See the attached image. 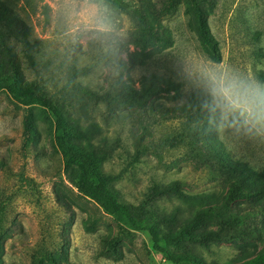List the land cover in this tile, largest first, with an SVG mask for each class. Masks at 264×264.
Wrapping results in <instances>:
<instances>
[{
  "label": "rangeland",
  "instance_id": "rangeland-1",
  "mask_svg": "<svg viewBox=\"0 0 264 264\" xmlns=\"http://www.w3.org/2000/svg\"><path fill=\"white\" fill-rule=\"evenodd\" d=\"M153 3L0 0L13 35L0 40L10 51L0 56L18 65L7 77L51 98L66 141L91 155L118 202L148 206L153 185L175 187L155 202L182 217L161 234L169 253L264 264V200L253 202L257 181L246 177L264 172V0H204L213 51L186 0L161 17ZM137 23L159 41L136 46ZM125 88L137 97L119 98ZM52 133L47 110L19 107L0 91V264H170L145 233L79 193L78 171L63 169ZM230 209L250 216L251 236L208 249L190 238L196 217L214 228Z\"/></svg>",
  "mask_w": 264,
  "mask_h": 264
},
{
  "label": "trees",
  "instance_id": "trees-1",
  "mask_svg": "<svg viewBox=\"0 0 264 264\" xmlns=\"http://www.w3.org/2000/svg\"><path fill=\"white\" fill-rule=\"evenodd\" d=\"M186 1L192 7V13L201 39L213 51L214 47L210 41V36L202 17L204 10L200 8V4L204 2V0ZM173 2L174 0H154L153 5L151 4V8L157 15L156 17L165 16L171 12ZM10 26L11 22L9 13L0 5V40L4 43L8 38L13 36ZM22 27L23 26L20 23V33H18V35L26 38V35H23L25 34V31ZM22 30L23 33L21 32ZM135 30L137 33L135 45L141 49L159 41L157 33L148 25L137 23ZM2 51L3 54L10 55V51L5 45H3ZM2 51H0V55L2 54ZM1 56L0 91L4 90L14 104L19 107H29L33 104H38L51 114L53 117V144L60 155L63 169L68 170L74 167L78 171L76 186L79 193L98 204L105 213L121 221L127 227L145 233L151 242L152 249L170 264H200L198 260L190 255L189 249L186 250L188 253L173 255L169 253L162 244L164 236L161 234L164 231L171 232L174 227L180 224L182 217L178 215L176 211L166 212L159 209L155 205V202L159 199H167L172 194H175V187L170 186L159 188L157 185H153L148 193V206H135L118 202L117 199L106 189L104 179L100 177L98 167L91 155L80 151L66 141L61 115L57 107L53 104L51 98L42 93L36 87L26 86L24 88H18L17 85L12 82V78L7 77L9 72L6 71L9 69L11 74L16 75L14 72L17 73L18 65L14 62H10V64L6 65V62L3 61ZM29 60H31V57ZM124 92L125 96H120L119 98L124 97L127 100L128 98L135 99V97H137V94L128 88H125ZM147 93L148 95H153L156 94L157 91L151 92L150 90H147ZM135 103L140 105L143 101H135ZM25 129L29 130L27 121H25ZM247 176H251L253 180L257 181L256 186L258 189L252 195L256 196V199L253 200V202L264 200V172L263 174L249 172L246 177ZM237 196L240 197L241 195ZM242 196L245 197L246 195L244 194ZM223 207L225 210H228L227 204H224ZM196 218L192 226H197L199 228V233L190 236V238H193L199 247L205 249H208L210 244L215 242L235 240L237 238L251 236L245 224V220L249 219L250 216L241 215L238 210L230 209L228 218L225 221L216 223L214 228H207L200 225L199 217ZM51 264L54 263L51 262Z\"/></svg>",
  "mask_w": 264,
  "mask_h": 264
},
{
  "label": "clouds",
  "instance_id": "clouds-1",
  "mask_svg": "<svg viewBox=\"0 0 264 264\" xmlns=\"http://www.w3.org/2000/svg\"><path fill=\"white\" fill-rule=\"evenodd\" d=\"M233 86H229V87H227V88H224V87H222L221 88V91L223 92V94L225 95V97H229V95H230V89L232 88ZM261 118H264V112H261Z\"/></svg>",
  "mask_w": 264,
  "mask_h": 264
}]
</instances>
